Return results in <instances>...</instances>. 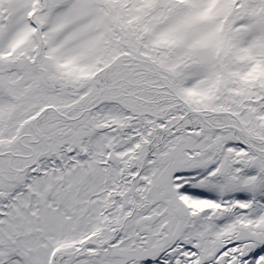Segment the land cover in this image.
Wrapping results in <instances>:
<instances>
[{
  "label": "snow or ice",
  "instance_id": "snow-or-ice-1",
  "mask_svg": "<svg viewBox=\"0 0 264 264\" xmlns=\"http://www.w3.org/2000/svg\"><path fill=\"white\" fill-rule=\"evenodd\" d=\"M0 264H264V0H0Z\"/></svg>",
  "mask_w": 264,
  "mask_h": 264
}]
</instances>
